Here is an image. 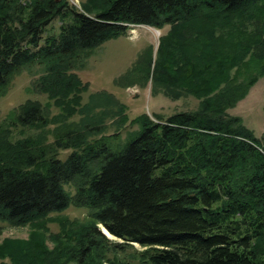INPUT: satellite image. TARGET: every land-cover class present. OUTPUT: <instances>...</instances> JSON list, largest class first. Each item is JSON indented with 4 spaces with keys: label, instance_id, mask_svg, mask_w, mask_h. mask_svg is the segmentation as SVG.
I'll use <instances>...</instances> for the list:
<instances>
[{
    "label": "trees",
    "instance_id": "trees-1",
    "mask_svg": "<svg viewBox=\"0 0 264 264\" xmlns=\"http://www.w3.org/2000/svg\"><path fill=\"white\" fill-rule=\"evenodd\" d=\"M79 1L81 10L70 0H0V98L39 66L33 87L48 99L29 100L0 122V221L32 228L27 240H6L0 258L264 264V140L227 113L264 78V0ZM56 19L58 35L44 38ZM131 26L169 30L155 57L146 47L114 84L151 80L153 92L193 97L197 110L130 120L107 91L84 102L90 84L76 71ZM128 126L138 130L121 141ZM63 151L71 153L62 159ZM71 207L91 213L61 216Z\"/></svg>",
    "mask_w": 264,
    "mask_h": 264
},
{
    "label": "rangeland",
    "instance_id": "rangeland-1",
    "mask_svg": "<svg viewBox=\"0 0 264 264\" xmlns=\"http://www.w3.org/2000/svg\"><path fill=\"white\" fill-rule=\"evenodd\" d=\"M70 2L81 10L79 0H70ZM60 26L61 21L59 19L54 20L46 29L44 38L58 35ZM168 30V27L159 31L147 26H131L127 36L110 40L92 51L86 68L76 71L83 82L90 84V91L84 95V102L87 101L88 96L92 93L107 91L115 95L127 106V114L130 120L146 114L154 121H157L154 118L156 115L167 118L177 113L197 110L199 101L195 98L184 97L174 101L161 92H153L151 80L143 88L135 85L124 89L114 84V80L124 75L133 66L139 54L146 47L152 46L154 48L155 57L159 39ZM41 74V67L30 66L15 77L7 93L0 98V122L4 121L11 111L29 100L37 101L42 105L48 103L47 97L37 93L33 87V84ZM50 112L52 116L59 113L55 108L51 109ZM227 113L231 116L241 117L243 124L254 133L256 138L264 140V78H261L251 88L250 93L244 100L240 101L234 109L228 110ZM136 130H138L137 126L125 128L120 136L121 141L126 139L128 132ZM114 133L115 127L110 126L108 134L112 135ZM70 153L71 151H63L60 158L65 159ZM66 189L73 192L71 186H67ZM90 213L87 209L71 207L61 216L84 221L89 217ZM49 227L53 233L59 231V227L55 223L50 224ZM31 232L32 228L30 226L13 227L0 221V248L5 245L6 240H27ZM49 247H52L51 243H49ZM136 248L140 249L138 245ZM128 260L131 259L128 258ZM0 264H11V261L8 258H0Z\"/></svg>",
    "mask_w": 264,
    "mask_h": 264
},
{
    "label": "water",
    "instance_id": "water-1",
    "mask_svg": "<svg viewBox=\"0 0 264 264\" xmlns=\"http://www.w3.org/2000/svg\"><path fill=\"white\" fill-rule=\"evenodd\" d=\"M102 232H103V234L106 235L109 239H111V240L114 239V238L112 237V235H110L109 233H108V234H109V235H108V234H106L104 231H102ZM133 245L136 246V244H133Z\"/></svg>",
    "mask_w": 264,
    "mask_h": 264
},
{
    "label": "bare ground",
    "instance_id": "bare-ground-1",
    "mask_svg": "<svg viewBox=\"0 0 264 264\" xmlns=\"http://www.w3.org/2000/svg\"><path fill=\"white\" fill-rule=\"evenodd\" d=\"M159 34V33H158ZM103 231L106 233V234H108V232L107 231H105L104 229H103ZM109 235V234H108Z\"/></svg>",
    "mask_w": 264,
    "mask_h": 264
}]
</instances>
